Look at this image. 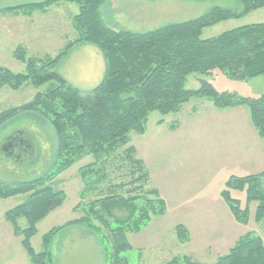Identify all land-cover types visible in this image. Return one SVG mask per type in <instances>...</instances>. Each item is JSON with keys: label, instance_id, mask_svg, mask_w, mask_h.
I'll use <instances>...</instances> for the list:
<instances>
[{"label": "rangeland", "instance_id": "rangeland-1", "mask_svg": "<svg viewBox=\"0 0 264 264\" xmlns=\"http://www.w3.org/2000/svg\"><path fill=\"white\" fill-rule=\"evenodd\" d=\"M42 1L0 0V10ZM234 2L106 0L100 8V14L104 24L113 31L144 33L196 19L214 7L232 8ZM60 3L68 7L59 10L51 7ZM50 7L49 13L45 17L41 16V12H48L46 10ZM40 10L33 15L39 18L38 24L52 21L57 14H64L71 20L78 13L75 4L65 2H57ZM17 13L23 12L19 10ZM261 23H264V7L205 28L201 38H213L237 27ZM67 36V42L53 37L44 46L50 57H54L64 45L77 37L75 31L73 36ZM0 65L12 73H26L19 62L13 65L0 59ZM56 72L79 91H91L103 79V56L93 45H76ZM199 78V75L188 76L185 89H198ZM203 79L217 91L232 92L239 97L256 98L264 93V76L237 81L217 72ZM47 89V84L36 88L30 83L23 84L17 90L3 87L0 90V112L24 105L37 92L43 93ZM160 120L162 123L158 124ZM20 130L27 135L26 149L23 148L21 152L4 150L5 139ZM128 136L127 146L134 149L135 158L142 162L149 177L145 188L156 190L165 204L162 215L152 216L138 232L126 233L131 250L121 256L127 259L128 264H166L174 258H189L201 264H212L246 235L259 237L264 243V219L260 222L254 220L257 203L247 204L243 191H230V197L238 200L239 210L248 208L247 222L242 224L234 219L220 196L230 177L240 178L264 172V137L257 135L245 106L221 110L205 98H191L177 112L167 115L151 112L147 116L144 133L139 135L130 132ZM56 148L54 128L47 117L36 112L19 113L0 125V181L16 185L53 175L56 170ZM125 148L96 163L94 169L101 175L92 173L91 179H82L80 169L95 162L92 156H85L51 178L50 184L54 189L64 192L65 200L36 225V234L30 239L34 252L43 250V235L66 226L51 240L53 264H107L106 250L109 243L100 232L96 233L84 225L67 224L80 219L88 203L106 196L111 189L115 188L117 193L125 195V191L133 188L132 185L123 186L122 190L119 188L137 176L133 175L130 164L124 159ZM97 176H103L97 187L83 194L85 188L98 179ZM262 181L264 189V178ZM25 200L26 195L0 199V264H30L19 241H15V247L5 241V232H10L12 227L5 221L4 214ZM113 214L120 218L127 213L116 210ZM18 224L22 229L26 227L24 219H19ZM91 224L101 228L95 219L91 220ZM176 226L185 228L188 237L186 243L179 241ZM15 248H19L21 255L15 252ZM179 264L184 262L180 261Z\"/></svg>", "mask_w": 264, "mask_h": 264}, {"label": "trees", "instance_id": "trees-1", "mask_svg": "<svg viewBox=\"0 0 264 264\" xmlns=\"http://www.w3.org/2000/svg\"><path fill=\"white\" fill-rule=\"evenodd\" d=\"M57 2L78 7L73 18L76 39L68 42L54 57L44 59L27 57L23 49H16L13 57L24 65L25 74L12 73L0 66V90L3 87L17 90L25 83L36 88L48 85L45 92H37L30 102L0 112V125L19 113L36 112L50 120L57 139L53 175L16 185L0 181V199L26 195L22 204L5 212L4 219L11 225L13 235L20 239L30 264H53L51 240L66 226L43 235L41 252H34L30 245L36 225L65 200L64 192L50 184L51 178L85 156H92L95 162L80 169L82 179H91L92 173L101 175L94 169L96 163L126 147L124 159L137 176L119 188L122 190L127 185L133 188L125 191V195L111 189L106 196L88 203L83 216L67 226L79 224L100 232L109 243L107 264H128L121 256L131 250L126 233L138 232L152 216L165 211L164 201L157 191L145 188L148 174L142 162L135 158L134 149L127 146L130 132L144 133L151 112L161 115L177 112L191 98H205L221 110L245 106L257 135L264 137V93L256 98L239 97L232 92H219L203 79L217 72L237 81L264 76V23L237 27L213 38H201L205 28L261 9L264 0H235L232 8L214 7L196 19L144 33L108 28L100 14L106 0H45L10 10H26L29 14ZM80 44L98 48L105 63L101 83L88 92L72 87L56 72L74 46ZM190 75L201 76L197 79L199 87L196 90L184 87ZM101 177L97 176L83 194L97 187ZM263 178L264 172L240 178L232 176L227 180L220 196L237 222H247L248 208L239 210L238 200L230 197V191H243L247 204L257 203L254 220L260 222L264 219ZM116 210L127 214L119 218L113 214ZM19 219L26 221L25 228L19 226ZM92 219L99 222L101 228L93 226ZM175 232L180 242L188 241L183 226H176ZM180 261L201 264L189 258H174L166 264H179ZM212 264H264V243L259 237L246 235Z\"/></svg>", "mask_w": 264, "mask_h": 264}, {"label": "crops", "instance_id": "crops-1", "mask_svg": "<svg viewBox=\"0 0 264 264\" xmlns=\"http://www.w3.org/2000/svg\"><path fill=\"white\" fill-rule=\"evenodd\" d=\"M51 7L55 8V10H59L65 9L68 6L67 4L60 3ZM51 7L46 10L48 11L46 13L39 10L41 16L45 17L49 13ZM19 10L20 9L10 10V8L0 10V59L9 64L15 65L18 62L13 57V52L18 47L25 49L29 57L42 59L50 57L49 53L44 49V46L48 44L50 39L53 37L56 39L61 38L65 39L67 42L69 40L67 35L70 34V36H73L74 34L73 19L69 20L64 14H57L52 21H44L38 24L39 20L37 19L39 18H34L33 16L35 11L28 14L26 10H20L23 13H17ZM34 19L36 20L34 21ZM22 66L24 65L22 64ZM23 132V130L17 131V133ZM6 141L5 139L4 143ZM5 241L7 244H13L14 247L16 244L15 241H19L20 244V239L13 235L12 230H10V232H5ZM15 252L21 255L19 248H15Z\"/></svg>", "mask_w": 264, "mask_h": 264}, {"label": "water", "instance_id": "water-1", "mask_svg": "<svg viewBox=\"0 0 264 264\" xmlns=\"http://www.w3.org/2000/svg\"><path fill=\"white\" fill-rule=\"evenodd\" d=\"M26 137L27 135L25 134V132L23 133H15L14 135H12V137H9L8 139H6L7 141L4 144V150H7V151H10V152H13L14 150L16 151V148L14 147V140L18 139L21 141L20 143V148L21 149H26L25 148V145H26ZM21 152V151H20Z\"/></svg>", "mask_w": 264, "mask_h": 264}, {"label": "flooded vegetation", "instance_id": "flooded-vegetation-1", "mask_svg": "<svg viewBox=\"0 0 264 264\" xmlns=\"http://www.w3.org/2000/svg\"><path fill=\"white\" fill-rule=\"evenodd\" d=\"M15 144H14V147L16 148V150H20V151H23V149H21L19 146H20V143L21 141L16 139L14 140Z\"/></svg>", "mask_w": 264, "mask_h": 264}]
</instances>
